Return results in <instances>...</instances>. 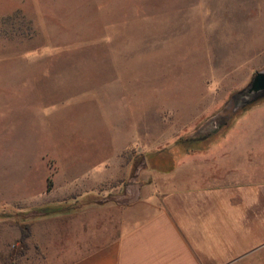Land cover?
I'll return each mask as SVG.
<instances>
[{"label":"rangeland","instance_id":"1","mask_svg":"<svg viewBox=\"0 0 264 264\" xmlns=\"http://www.w3.org/2000/svg\"><path fill=\"white\" fill-rule=\"evenodd\" d=\"M263 71L264 0H0V191L38 192L49 157L52 177L54 156L71 165L92 147L89 162L101 165L139 137L140 152L131 147L121 159L133 174L144 164L157 172L160 152L176 162L218 160L224 148L264 145V99L249 107V97L233 99ZM239 110L224 137L189 153L172 149ZM91 125L98 152L88 143ZM245 154L237 160L233 151L234 163ZM257 160L264 167L263 152ZM114 185L121 188L63 206H120L126 185ZM35 214L0 210V230L11 234ZM5 245L0 240V264H62Z\"/></svg>","mask_w":264,"mask_h":264},{"label":"crops","instance_id":"2","mask_svg":"<svg viewBox=\"0 0 264 264\" xmlns=\"http://www.w3.org/2000/svg\"><path fill=\"white\" fill-rule=\"evenodd\" d=\"M88 130V143L98 152V129ZM140 142L139 137L117 146L114 158L101 165L89 162L92 147L71 165L52 157L49 191L51 157L44 162L38 192L15 196L1 187L0 210L31 213L120 189L116 183L126 185L120 206L83 204L71 213L21 224L11 234L0 230V240L7 248L35 250L44 263L53 256L62 264H264V178L258 175L264 167L257 160L264 145L224 148L219 161L185 155L168 173H149L144 164L133 174L132 162L121 159ZM235 150L237 160L246 151L242 164L234 163ZM206 164L213 171L206 172ZM18 168V182H23L29 164ZM22 225L30 227L24 240Z\"/></svg>","mask_w":264,"mask_h":264},{"label":"trees","instance_id":"3","mask_svg":"<svg viewBox=\"0 0 264 264\" xmlns=\"http://www.w3.org/2000/svg\"><path fill=\"white\" fill-rule=\"evenodd\" d=\"M251 106V105H250ZM249 107V106H248ZM242 110L239 111H234V112H229L228 114V119L225 121V123L220 124L219 126H216V128L208 133L206 136L203 137H195V138H186V139H180L179 141L176 142V147L172 148L175 150L176 148H184L186 152H191L193 151V146L195 144H206L208 145L211 139L217 138V137H224L225 134L227 133V130L230 127V124L234 122L237 118L239 113ZM216 124V123H215ZM218 125V123L216 124ZM164 153L160 152L155 154L154 160L152 161V167L156 169L157 172L160 173H168L171 172L176 165V161L172 155L168 157L163 155ZM53 187L52 179L51 177L48 178V191L51 190ZM94 203V202H91ZM78 210V207L76 208H68L63 205H56V206H48L42 209H38L34 212L31 213H36L33 218H31L33 221L39 218L43 217H49V216H54V215H59V214H66V213H71ZM30 214V212H29ZM25 223V220L22 221V224ZM29 225H22L21 230H22V240L26 239L29 236Z\"/></svg>","mask_w":264,"mask_h":264},{"label":"water","instance_id":"4","mask_svg":"<svg viewBox=\"0 0 264 264\" xmlns=\"http://www.w3.org/2000/svg\"><path fill=\"white\" fill-rule=\"evenodd\" d=\"M239 97H249V99L243 103V107L253 105L264 99V71L256 72L249 85L245 89L237 92L233 96V99Z\"/></svg>","mask_w":264,"mask_h":264}]
</instances>
